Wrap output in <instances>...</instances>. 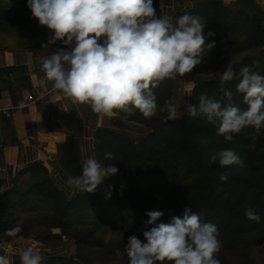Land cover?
<instances>
[{
	"label": "trees",
	"instance_id": "16d2710c",
	"mask_svg": "<svg viewBox=\"0 0 264 264\" xmlns=\"http://www.w3.org/2000/svg\"><path fill=\"white\" fill-rule=\"evenodd\" d=\"M193 1L196 8L192 10L179 11L182 3L173 0H165L164 7L161 0H154V7L159 16L170 9L173 22L185 13L206 21L201 64L153 90L158 110L151 119L139 111L134 115L117 111L94 132L97 159L105 166H116V175L122 179L114 184L104 181L94 193L67 185L68 176L82 172L79 137L95 119L59 111L58 121L69 135L59 143V154L51 156V168L36 163L11 180L0 179L1 245H12L19 254L34 248L42 255V264H129L128 238L135 234L146 242L143 232L154 226L146 224L147 212L161 211L156 223H168L191 206L202 222L217 225L221 264H264V129L254 144L252 127L226 141L202 117L193 118L185 111L169 119L167 111L159 110L171 105L181 81L191 84L187 105L199 107L201 94L229 103L220 90V75L227 66L238 76L241 68L258 61L252 70L264 75V7L258 0H237L231 5ZM52 35L33 18L27 0H0L1 53H31L35 74L43 73L41 61L64 47L58 41L42 48ZM213 42L215 48L208 51L207 44ZM238 55L242 57L236 61ZM238 82L234 79L223 87L232 91L231 103L243 110L247 105L236 91ZM32 89L28 67L0 68V93L8 90L14 96ZM222 149L234 150L243 166L222 168L209 163L210 155ZM107 152L115 159L105 160ZM223 172L228 174L226 182L220 180ZM246 205L259 214L260 221L246 217ZM17 224L22 231L8 236L6 231Z\"/></svg>",
	"mask_w": 264,
	"mask_h": 264
},
{
	"label": "clouds",
	"instance_id": "9594fccd",
	"mask_svg": "<svg viewBox=\"0 0 264 264\" xmlns=\"http://www.w3.org/2000/svg\"><path fill=\"white\" fill-rule=\"evenodd\" d=\"M27 6L33 18L54 33L42 48L58 41L64 45L41 61V70L53 90L73 104L90 106L99 115L112 116L116 111L134 115L139 111L151 119L158 110L153 90L167 79L191 73L205 52L206 21L185 13L173 22L171 16L157 15L154 0H27ZM215 46V42L209 43L207 50ZM258 63L244 66L238 76L231 66L221 73L220 90L229 103L201 94L199 107L188 104L186 112L216 126V134L226 141L252 127L254 144L264 129V75L252 70ZM234 79L239 80L236 91L243 94L246 109L232 104V91L223 87ZM159 110L167 111L169 119L177 117L174 105L166 104ZM104 159L114 160L115 156L107 152ZM209 163L228 168L243 166L244 162L234 150L222 149L210 155ZM118 172L113 164L105 166L92 155L83 161L81 174L68 176L66 183L70 188L94 193L105 178ZM220 180L226 182L228 174L221 173ZM110 196V192L106 194V198ZM146 215L150 217L146 224L154 226L143 232L146 242L135 234L128 238L125 251L129 264H221L217 225L202 222L191 206L184 208L182 217L173 216L168 223H156L163 215L161 211ZM245 215L257 222L261 219L247 205ZM21 231L17 224L6 234L16 236ZM19 261L42 264L43 257L28 248L19 255ZM0 264H6L4 256H0Z\"/></svg>",
	"mask_w": 264,
	"mask_h": 264
},
{
	"label": "crops",
	"instance_id": "0c3cea01",
	"mask_svg": "<svg viewBox=\"0 0 264 264\" xmlns=\"http://www.w3.org/2000/svg\"><path fill=\"white\" fill-rule=\"evenodd\" d=\"M218 1L231 5L237 0ZM258 2L264 7V0ZM195 8L193 1L190 9H184ZM18 66L28 67L33 89L14 96L8 90L0 93V179L11 180L19 176L22 170L36 163H44L51 168V156L59 154V143L69 135L63 124L58 121L59 111L78 114L82 118L94 117L95 120L87 126L79 141L83 161L89 156H96L94 132L96 128L103 126L107 116L94 113L88 105L73 104L61 92L53 90L52 82L47 80L44 73L35 74V60L31 53L0 52V68ZM41 74L44 76H40ZM29 95H32L37 103L17 109V101H23ZM8 252L7 246L0 244V256L5 257L6 264L10 253Z\"/></svg>",
	"mask_w": 264,
	"mask_h": 264
},
{
	"label": "rangeland",
	"instance_id": "374dc122",
	"mask_svg": "<svg viewBox=\"0 0 264 264\" xmlns=\"http://www.w3.org/2000/svg\"><path fill=\"white\" fill-rule=\"evenodd\" d=\"M173 1H176L177 3L181 2L182 4L179 5L178 4V10L179 11H184L185 9H190L192 4H193V1L192 0H173ZM163 2V6H164V2L165 0H162ZM174 7H175V4H174ZM185 8V9H184ZM171 12L170 9H167V12H165L167 15H169ZM242 55H238L237 58H236V61H239L241 59ZM177 92L175 93V96L172 100V103L171 105H174L177 109V117H180L181 114L183 112L186 111V107H187V102H186V93L188 91H190L191 89V84L190 83H187L185 84L183 81L180 82V84L177 86ZM116 112H114L113 114H116ZM110 116H107L105 119H104V123H103V126L101 127H104L107 125V121H108V118ZM96 130V129H95ZM83 136V135H82ZM93 143H94V138H93ZM122 179L121 176H118V175H114L112 177H107L105 178L104 181L108 182L109 184H114L116 183L118 180ZM28 245H32L30 244V242L27 243ZM34 252H36V250L34 248H31ZM14 252V254L12 253H9V258H8V261H7V264H20V261H19V253L12 251Z\"/></svg>",
	"mask_w": 264,
	"mask_h": 264
},
{
	"label": "built area",
	"instance_id": "2783aa9c",
	"mask_svg": "<svg viewBox=\"0 0 264 264\" xmlns=\"http://www.w3.org/2000/svg\"><path fill=\"white\" fill-rule=\"evenodd\" d=\"M37 103V100L32 96V95H29L28 97H26L23 101L22 100H18L17 101V105L15 106L17 109H21V108H24V107H28V106H31V105H34ZM10 114H8L9 116ZM7 249H9V252L14 254V251L15 249L13 248L12 245H8L7 246ZM16 252V251H15Z\"/></svg>",
	"mask_w": 264,
	"mask_h": 264
}]
</instances>
